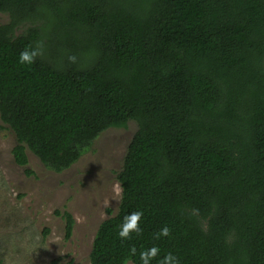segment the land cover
Segmentation results:
<instances>
[{"label": "trees", "instance_id": "obj_1", "mask_svg": "<svg viewBox=\"0 0 264 264\" xmlns=\"http://www.w3.org/2000/svg\"><path fill=\"white\" fill-rule=\"evenodd\" d=\"M0 12V119L17 165L29 150L61 172L104 130L137 124L91 264H141L152 245L151 264L167 252L264 264V0H0ZM26 46L40 47L31 65L17 60ZM136 210L141 232L121 240Z\"/></svg>", "mask_w": 264, "mask_h": 264}, {"label": "rangeland", "instance_id": "obj_2", "mask_svg": "<svg viewBox=\"0 0 264 264\" xmlns=\"http://www.w3.org/2000/svg\"><path fill=\"white\" fill-rule=\"evenodd\" d=\"M8 20L0 12V25ZM136 129V122L129 120L125 128L104 130L75 163L56 172L29 150L28 164L17 165L12 156L15 135L0 119V264H49L52 259L91 264L94 234L117 210L120 198L114 197L112 185ZM64 211L74 221L69 237Z\"/></svg>", "mask_w": 264, "mask_h": 264}, {"label": "clouds", "instance_id": "obj_3", "mask_svg": "<svg viewBox=\"0 0 264 264\" xmlns=\"http://www.w3.org/2000/svg\"><path fill=\"white\" fill-rule=\"evenodd\" d=\"M41 54L40 47L26 46L20 51L18 55V63L21 65H31L35 58ZM75 56H69L70 61H75ZM112 192L114 197L120 198L122 193V186L119 181L112 185ZM143 216L142 210L132 211L126 215L119 226L118 237L121 240H126L130 237V234L135 232L139 234L141 228L139 222ZM79 221H82L83 217H77ZM170 235V229L168 226H163L157 233H155V239H160L161 237H167ZM132 254H136V248L132 247L130 249ZM161 249L157 245H152L148 248H142L139 252V259L141 264H151L154 258H157L160 254ZM158 264H181L180 257H178L173 252H167L162 257L159 258Z\"/></svg>", "mask_w": 264, "mask_h": 264}]
</instances>
